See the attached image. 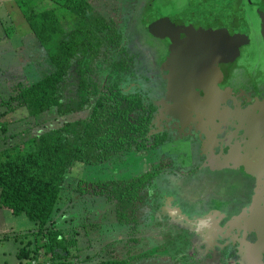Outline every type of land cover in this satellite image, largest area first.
Here are the masks:
<instances>
[{"label": "rangeland", "instance_id": "374dc122", "mask_svg": "<svg viewBox=\"0 0 264 264\" xmlns=\"http://www.w3.org/2000/svg\"><path fill=\"white\" fill-rule=\"evenodd\" d=\"M108 1H93L95 10L106 18L112 17V14L118 11L114 6L106 7L105 4L112 5V1L110 3ZM117 1L122 9V24L119 28L122 46L133 60L132 75L122 79L121 90L123 93L143 94L146 103L155 104L156 109L159 110L164 103L163 91L166 88V81L160 78L163 74L157 65L165 66V62L156 59L157 57L162 59L161 53L164 51L161 48L166 45L162 44L161 48L158 47L162 41L157 36L155 37L157 46L152 42L147 44L144 40L146 29L142 21L146 0ZM164 1L167 0H161L163 3ZM249 1L258 5L262 0H168L172 3L174 15L181 19L183 25L189 17L192 19L197 17L195 24L200 29L211 31L217 36L220 35L223 22L213 13L222 10L225 5L233 7L235 15L244 21L243 25L246 27L252 22H262L260 10L256 7L249 8L247 4ZM47 2L42 7L44 9L48 6L54 7L64 31H72L77 25V19L63 8L64 0H47ZM10 28L12 29V26L8 18L1 10L0 38L2 34L5 35V30L7 36L6 41L0 39V105L15 96L20 88L36 83L40 75L51 69L43 51L38 49L35 41L31 40V35L20 38L18 33H8ZM232 33L234 31L230 26L229 39L227 38L225 47L212 56V62H229L239 56L240 46L244 45L236 43V38L230 36ZM262 39L256 36L259 44ZM168 50L167 48L166 55L169 56ZM199 57L201 58V55L195 53L192 61L195 62ZM235 64L240 65L241 62ZM168 95L169 101L163 111H160V116L156 117L150 137L163 132L164 125L168 128L172 126V129L177 131L187 130L186 122L200 106L207 108L215 103L211 90L208 89L204 96L200 91L194 94L191 92L189 82H176L172 89H169ZM4 112V107H0V124H7L6 131L0 130V151L17 147L21 153H29L34 148L33 139L36 135L53 129L61 123L55 109L37 118L29 117L23 108L1 115ZM170 138L171 143L166 147L123 155L99 167L77 164L67 173L61 192L62 203H66L67 208H70L68 220L72 223V229L85 233L84 241L79 247L85 251L88 259L97 258L98 261L103 262L124 260L130 264L245 263L246 258H236L242 252L240 244L245 251L248 249H246L249 236L247 232L241 235L240 244L238 242L241 231L245 229V223L241 231L237 229L234 231L235 234L228 237L235 218L231 223H226L222 222L224 213L209 214V200L215 196L224 197L229 192V187L226 190L222 189L221 180H210L211 178L202 180L200 177L205 176L199 171L181 176L180 172L185 170L184 167L190 168L191 164H188L190 160L186 154L178 152L179 149L173 146L174 140ZM163 163H169L170 168L161 171L160 176L154 180L151 195L146 204L140 208L141 224L137 227L119 225L114 215L113 203H108L102 198L80 196L76 192V183L79 181L128 180L146 172L157 171ZM212 171L214 170L209 171L208 177L214 174ZM247 192L250 194V198L246 200L247 204L254 203L249 214L251 216L258 208L255 204L260 191L253 190L250 193L247 189ZM64 209L67 210L62 207V211ZM0 225L1 230H4V227L6 230V234L0 235V243H4L5 238L15 240V244L8 242L0 247V252L5 253L7 264L15 261L14 258L17 259L22 248L32 253L43 243L41 238L35 236L34 224L24 216L13 217L4 212ZM26 239L30 240L28 244ZM18 241L24 246L20 247ZM93 243L96 247H93ZM12 250L14 253H11ZM35 255L36 259L31 261H17L19 264H37L43 255L42 250ZM32 256L34 255L31 254L30 257ZM46 261L51 264L50 260L46 259ZM255 261L264 264L260 255L255 256Z\"/></svg>", "mask_w": 264, "mask_h": 264}, {"label": "trees", "instance_id": "16d2710c", "mask_svg": "<svg viewBox=\"0 0 264 264\" xmlns=\"http://www.w3.org/2000/svg\"><path fill=\"white\" fill-rule=\"evenodd\" d=\"M13 1L51 69L2 102L1 115L23 108L37 118L55 109L61 123L36 135L29 153L17 147L0 151V209L26 217L35 226V236L42 239L32 253L22 248L17 260L31 261L42 250L41 256L52 262L56 250L66 251L65 239L51 222L67 173L77 164L99 167L123 155L154 150L165 137L150 138L154 109L144 105L143 96L121 90L123 77L131 74L132 60L122 46L117 18L96 11L94 0H64L63 8L77 19L76 27L66 32L54 8L38 12L35 0ZM6 127L0 124L2 132ZM167 167L162 164L155 172L116 182L79 181L76 192L113 203L117 223L137 227L140 208L150 197L157 174Z\"/></svg>", "mask_w": 264, "mask_h": 264}, {"label": "flooded vegetation", "instance_id": "af4514ba", "mask_svg": "<svg viewBox=\"0 0 264 264\" xmlns=\"http://www.w3.org/2000/svg\"><path fill=\"white\" fill-rule=\"evenodd\" d=\"M111 1L112 5L107 4L106 7L114 6L119 11H115L112 17L118 19L120 28L121 5L117 0H109L108 3ZM258 3L257 5L251 1L247 2L249 8L256 7L260 10L262 22H252L247 27L243 25L244 21L235 15L233 7L225 5L222 10H216L213 15L223 22L219 36L200 29L195 24L197 17H189L183 25L181 19L174 15L172 3L168 0L164 3L161 0H146L142 21L146 29L145 42H152L157 46V36L162 41L158 47L166 45L161 48L164 51L161 53L162 59H156L165 62V66L157 65L163 74L160 78L166 81L163 91L164 103L157 110L155 104L146 103L143 94L139 93L143 96L144 105L154 109L149 136L156 117L160 116V111H163L169 101L168 91L176 82H189L191 92L198 94L200 91L202 96L208 89L211 90L215 103L207 108L200 106L186 122L187 130L177 131L173 130L172 126L168 128L164 125L163 132L154 135L165 137L164 143L156 149L170 145L169 138L173 137L170 138L175 142L173 146L179 149V153L186 154L190 160L188 164H191L190 168L184 167L185 170L180 172L181 176L199 171L205 176L200 177L202 180H221L222 189L229 187V192L224 197L215 196L209 200V214L224 213L222 222L226 223H231L235 218L228 237L235 234L237 229L241 231L245 223V229L241 231L238 242L240 244L241 235L247 232L248 249L245 251L240 244L242 252L236 256L246 258L244 264H258L255 261L256 255H260L264 262V0ZM226 12V20H223L221 15ZM230 26L234 31L230 36L236 38V43L244 46H240L241 51L239 56L237 53L235 60L212 62V56L225 47ZM207 36L215 37L220 47L214 49ZM256 36L263 38L260 44ZM167 48L169 56L166 55ZM195 53H199L201 58L194 62L192 58ZM127 54L130 57L129 53ZM237 62L241 64H235ZM163 164L168 167L161 169L157 177L161 171L170 168L169 163ZM211 170H214V174L208 177ZM247 189L250 193L253 190L260 191L255 204L258 208L251 216L249 214L254 203L247 204L246 200L250 195Z\"/></svg>", "mask_w": 264, "mask_h": 264}, {"label": "crops", "instance_id": "0c3cea01", "mask_svg": "<svg viewBox=\"0 0 264 264\" xmlns=\"http://www.w3.org/2000/svg\"><path fill=\"white\" fill-rule=\"evenodd\" d=\"M45 2H47V0H36L33 4L34 7V11H44V10H48L54 7H47L46 9H44L42 6H44ZM49 4V2H47ZM50 5V4H49ZM42 10H39L40 8ZM3 10V14H5V17L8 18L10 25L12 26V29L10 28V31L8 33H18L17 35H20L21 37L30 35V30L23 18V16L21 15V13L19 12L16 4L14 3L13 0H0V11ZM56 15L57 12L55 11ZM3 36V37H2ZM0 39H3L1 41H6V36H7V32L5 30V35L2 34ZM32 40V39H31ZM62 195V193H61ZM85 197V196H84ZM62 207H65L67 210H63L62 211ZM70 211V208H67V204L66 203H62V196H61V200L59 201V203L57 204L56 208H55V212L54 215L52 217V226L56 231H59L61 233V235L63 236V238L65 239V248L66 251H63L62 249H58L55 251L56 254V258L51 262L53 264H102L104 263L103 261H98V259H88L85 256V251H83L79 246L81 243H83L84 241V231L83 232H77L75 231L72 226V223L69 222L68 220V212ZM5 211L0 209V221L3 219V213ZM8 213V212H7ZM4 226V224L2 225ZM35 228V227H34ZM75 232H73V231ZM93 232V231H91ZM1 234H6V230L4 227V230H1V225H0V235ZM22 235V234H20ZM8 242H13L15 244V240H6L4 243H8ZM19 246L23 247L21 245V241H18ZM30 242L29 239H26V243ZM4 243H0V247L2 244ZM96 243V242H95ZM93 243V247H96V244ZM28 244V243H27ZM16 249V248H15ZM11 253H14V250L11 251ZM10 256H12V254H10ZM15 256V255H14ZM15 261H12L11 264H19V262L17 261V259L14 258ZM48 261H46V258H43L41 256V258L39 259L37 264H44ZM0 263L1 264H7L6 260H5V253L0 252ZM129 263V262H128ZM130 264V263H129Z\"/></svg>", "mask_w": 264, "mask_h": 264}, {"label": "water", "instance_id": "95a60500", "mask_svg": "<svg viewBox=\"0 0 264 264\" xmlns=\"http://www.w3.org/2000/svg\"><path fill=\"white\" fill-rule=\"evenodd\" d=\"M226 14H227V12L221 15V17L223 18V20H226V17H227ZM199 35L201 36V34H199ZM207 37L210 38V42H211L212 45L215 47L214 49H218V48L220 47V44H219V42L216 40L215 37H213V36H207ZM199 40H201V37H200ZM200 47H201V46H200ZM206 51L208 52L209 50H206Z\"/></svg>", "mask_w": 264, "mask_h": 264}, {"label": "built area", "instance_id": "2783aa9c", "mask_svg": "<svg viewBox=\"0 0 264 264\" xmlns=\"http://www.w3.org/2000/svg\"><path fill=\"white\" fill-rule=\"evenodd\" d=\"M32 264H35V263H32ZM44 264H50V263L46 262V263H44Z\"/></svg>", "mask_w": 264, "mask_h": 264}]
</instances>
